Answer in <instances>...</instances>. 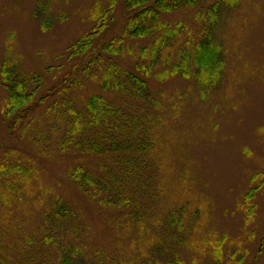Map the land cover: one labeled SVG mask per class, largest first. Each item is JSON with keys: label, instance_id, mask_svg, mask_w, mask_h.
<instances>
[{"label": "rangeland", "instance_id": "374dc122", "mask_svg": "<svg viewBox=\"0 0 264 264\" xmlns=\"http://www.w3.org/2000/svg\"><path fill=\"white\" fill-rule=\"evenodd\" d=\"M216 1L200 0V7ZM108 4L109 0H0V68L10 55L28 73L63 65L61 77L69 69V48L95 27L93 11ZM196 10L161 14L171 46L160 51L166 66L159 61L150 72V89L159 107H148L147 151L83 160L94 175L104 167L118 170L129 161L134 169L145 166L147 182L134 185V191L145 193L135 197L132 212L141 216L138 223L129 222L123 212L97 216L84 198L72 193L66 181V169L75 161L70 155L42 158L25 136L6 142L1 116L6 95L0 86V158L7 152L12 162L42 164L39 180L23 182L14 193L0 189V264H13L18 254L22 258L17 251L40 224L46 199L58 191L91 225V234L83 239L90 242L92 260L169 264L177 259L168 252L175 247L181 264H264V0H235L224 10L215 33L224 61L221 71L212 75L200 69L196 78L195 68H190L187 79L176 75L158 82L156 75L180 61V51H191L201 40ZM130 15L119 0L110 17L114 24L97 38L99 51L105 53L104 45L121 37ZM123 40L135 54L128 53L125 65L139 75L137 64L153 62L157 36ZM47 79L56 82L51 76ZM125 107L136 115L134 106Z\"/></svg>", "mask_w": 264, "mask_h": 264}, {"label": "trees", "instance_id": "16d2710c", "mask_svg": "<svg viewBox=\"0 0 264 264\" xmlns=\"http://www.w3.org/2000/svg\"><path fill=\"white\" fill-rule=\"evenodd\" d=\"M118 2L109 0L107 7L100 6L93 11L96 25L69 48V69L61 77L58 71L64 69L63 65L48 67L41 74L28 73L18 59L6 56L0 68V86L6 95L1 116L6 127V142L12 137L21 141L25 136L37 147L42 158L57 159L67 154L75 160L66 169V181L71 192L84 198L97 216L103 213L114 216L123 212L129 222L138 223L141 216L132 212L136 209L135 197L145 193L134 191V185L147 182L145 166L134 169L129 161L118 170L104 167L99 175H94L84 166L83 160L90 156L131 155L135 150L144 154L147 151L145 123L151 116L147 113L148 107H154V111L159 107L157 96L150 89V72L160 61V51L171 46L167 41L171 33H168L169 28L166 29L161 14L196 8L194 18L202 23L203 36L191 51H180V61L168 68L169 72L156 75V80L163 83L171 76L190 77V68H195V77H199L200 69L214 75L224 65L215 33L224 10L234 6L235 0H217L209 7H200V0H123L131 15L121 37L106 43L105 53H102L95 46L97 38L114 24L110 17ZM126 36L132 39L157 36L153 62L150 65L137 64L139 75L125 65L129 52L135 56L130 48L125 47L123 37ZM160 63L165 65L166 62ZM50 76L56 80L54 84L48 81ZM82 91L87 95L83 96ZM130 105L134 106L136 115L128 113L125 106ZM1 148L3 146L0 151ZM6 153L0 158L3 194L18 191L23 182L40 179L42 164L12 162ZM254 192L250 191L251 194ZM59 194V191L55 192L46 199L40 224L17 251L23 254V260L18 254L19 260L13 264H20L21 260L22 264H106L91 259L90 242L84 241V237L91 234V225L75 204ZM173 224L180 225L174 221ZM168 252L177 258L169 264H181L175 247Z\"/></svg>", "mask_w": 264, "mask_h": 264}]
</instances>
